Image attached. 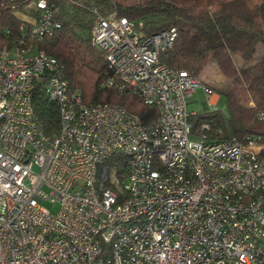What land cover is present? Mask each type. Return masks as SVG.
Masks as SVG:
<instances>
[{
  "label": "built area",
  "instance_id": "built-area-1",
  "mask_svg": "<svg viewBox=\"0 0 264 264\" xmlns=\"http://www.w3.org/2000/svg\"><path fill=\"white\" fill-rule=\"evenodd\" d=\"M35 5L27 34L0 47V264H264V155L255 140L192 138L188 98L214 91L159 61L176 27L145 36L125 17L92 20L109 84L156 107L144 123L118 104L86 105L56 58L21 45L60 27ZM37 85L58 104L53 137L37 123ZM114 154L124 171L105 163Z\"/></svg>",
  "mask_w": 264,
  "mask_h": 264
},
{
  "label": "trees",
  "instance_id": "trees-1",
  "mask_svg": "<svg viewBox=\"0 0 264 264\" xmlns=\"http://www.w3.org/2000/svg\"><path fill=\"white\" fill-rule=\"evenodd\" d=\"M37 0H0V47L11 46L26 35L37 17ZM60 27L39 41L24 40L34 50L56 58L70 89L78 91L86 105L114 103L137 114L144 123L158 117L156 107L145 104L129 90L119 91L109 80H116L104 53L90 44L94 16L115 14L131 21L143 35L176 27L172 47L162 52L159 61L184 69L223 95L225 111L209 109L190 118L192 138L204 134L211 141L255 140L264 155V0H45ZM139 24L141 27H139ZM209 63L230 81L216 87L202 75ZM222 81V80H221ZM245 92L253 119L245 122L232 103L237 93ZM37 123L53 137L59 129L58 104L47 98L37 85L32 93ZM207 124V128H202ZM116 171H124L126 159L114 154L105 161Z\"/></svg>",
  "mask_w": 264,
  "mask_h": 264
},
{
  "label": "rangeland",
  "instance_id": "rangeland-1",
  "mask_svg": "<svg viewBox=\"0 0 264 264\" xmlns=\"http://www.w3.org/2000/svg\"><path fill=\"white\" fill-rule=\"evenodd\" d=\"M130 1L132 2V0ZM205 74H207V79L209 82H211L216 87H228V84H230V81L227 78H224L220 73L217 72L216 66H214L213 63H209L203 70L202 75L205 76ZM211 96L206 97L201 87L196 88L194 93L188 98V110L195 113L214 108L225 111L227 104L224 96L219 94L220 99L216 104H212ZM232 103H234L237 110L241 111L245 122H250L253 119L251 104L248 102V96L245 92L242 91L240 94L237 93V96L233 98ZM33 170H36V168L34 167ZM41 205L53 212L57 211L59 208L58 202H51L49 200L42 201Z\"/></svg>",
  "mask_w": 264,
  "mask_h": 264
},
{
  "label": "crops",
  "instance_id": "crops-1",
  "mask_svg": "<svg viewBox=\"0 0 264 264\" xmlns=\"http://www.w3.org/2000/svg\"><path fill=\"white\" fill-rule=\"evenodd\" d=\"M211 97H212L211 98L212 104H216L219 101V99H220V97H219V95L217 93H214Z\"/></svg>",
  "mask_w": 264,
  "mask_h": 264
}]
</instances>
